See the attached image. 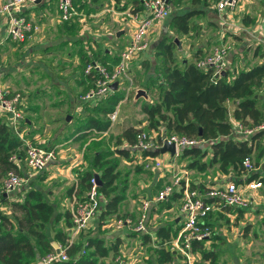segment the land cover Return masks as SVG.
<instances>
[{"label": "rangeland", "instance_id": "obj_1", "mask_svg": "<svg viewBox=\"0 0 264 264\" xmlns=\"http://www.w3.org/2000/svg\"><path fill=\"white\" fill-rule=\"evenodd\" d=\"M50 4V7L45 6L46 8L40 5V10L45 8L49 15L56 17L54 2ZM213 5L214 0H171L170 15L187 10H202L203 13L191 19L194 24L188 34L173 31L169 26V17L161 23V32L156 28V23L153 22L147 28L144 36L149 35L153 41L152 45L159 34V40L166 37L176 41L179 45L176 51L177 60L183 57L192 59L195 53L201 54L202 50H206L208 53L214 46L227 44L230 47L229 59L236 71L243 66L252 65L255 62L253 55L259 46V44L257 45L259 41H251L256 36L254 32L257 31L245 30L242 26L244 25L243 18L247 16L253 20L252 25L256 24L257 17L262 18L264 15V0H237L233 10H226L223 13L217 12ZM136 6L137 1L135 0H120V3L115 0H79L74 6L75 13L70 20L58 22L55 19V22L50 23L49 27L44 29L39 26L38 34L34 35L32 41L28 37L23 42H13L6 36L5 29H0L1 84L8 90L18 91L23 95L24 120H30V124L24 125L22 135L31 142L44 141L42 145L55 148L56 153L59 150L66 152L69 147H75L83 160L82 164L75 165L77 166L76 169L88 164L85 153H88L89 160L95 151L107 152L119 148L118 142L121 140L123 132L129 127L140 131H149L146 128L148 125L147 116L140 107L143 101L155 99V93L149 79L153 78L156 82V74L152 69H144L140 66V61H134L126 76L119 80V89L124 95V100L117 106L114 113L115 117L114 119L111 118L112 124L107 134L102 136L92 134L82 142H73L72 138L69 137V130L65 127L66 117L69 116V119L78 122L79 118L85 117L87 112L85 109H89L79 99L84 90L83 86L88 81L84 74L85 65L93 58L108 63L118 56L124 40H130L135 32L136 25L130 17L126 16V13ZM123 7L126 10H122ZM121 11L123 12L119 15ZM3 16L5 17L4 14ZM122 28L126 32L122 37L116 38L117 32ZM151 32L153 33L152 36L150 35ZM87 51L92 52L93 55H88ZM149 52L152 50L150 49ZM260 53L264 55L262 47L257 50L256 54ZM155 63L153 59L151 64L155 66ZM145 82H148L151 88L144 87ZM139 89L146 92V99L143 96L135 98ZM228 107H231V104H228ZM159 127L165 129V124H161ZM169 133L175 132L169 131ZM255 144L251 155L254 164L253 174L264 175V157L260 155L261 150L264 149V141L260 144L257 141ZM157 157L162 161L167 157L171 159L172 156L169 153H163ZM56 158H58V163L64 160L59 155ZM106 160L109 163L117 160V173L113 191L108 196L100 194L101 211H104L105 204L111 194L120 192L122 186H125L126 189L125 192L123 191V194H126V199L117 204L114 213L106 215L102 219H109V223L127 216L136 217L141 195L143 197L145 195L151 196L154 183L158 188L162 184L168 183L175 172L179 173L182 168L185 169V165L178 164V158L174 163V170L172 171L171 168L164 171L166 172L164 175L161 174L166 166L162 170L156 169L153 170L155 172H151L144 168L142 158L138 160L140 164L137 163V160L124 158L118 154L112 155ZM22 164L23 162L21 163L24 177L22 187L41 190L46 194L45 198L48 202L56 205L61 212H69L71 215L75 201L81 199L86 191L78 195L75 186L72 192L75 196L71 198L73 201L71 200V203L60 201L59 196L63 194L66 188L64 186H67L66 182L57 179L41 180V176L46 174V170L26 179L27 170ZM78 172H83V169ZM206 172L210 176L209 179L203 177L209 182L206 185L211 184L214 178H223L216 166ZM195 174L192 172L191 175L190 172L192 180L196 178ZM233 177L237 178L238 176H231V178ZM20 190L22 188H16L5 194L6 200L2 203L0 201L2 214L23 216L21 212L16 211L15 207H11L13 203L21 202L20 199L24 198ZM254 193L252 192L251 195L253 196ZM261 197V202L256 205L254 211L250 214L249 212L245 213L237 222H235V217H233V221L231 219L227 221L223 216H219L215 220L212 234L216 233L218 237L213 235L210 242L206 243V246L211 249H207L206 246L203 247V249L209 250L211 254L213 253L211 256H214L215 264H264V194ZM157 207L153 206L152 212L159 214L155 219L149 217L148 231H153L160 225L172 224L171 217L178 211L179 203L176 200L172 204V211L156 212ZM127 210L135 211L129 213ZM235 212L237 211L235 210ZM233 213L232 215H234ZM99 220L101 221V219ZM97 221L96 223L99 222ZM62 222L66 224L64 220H61L55 228L63 227ZM156 246L158 245L156 244ZM165 247L168 248V242L165 243ZM127 248H129L128 252L132 251L138 255L133 258L135 259L133 264H154V249H156L154 244L144 246L141 251L132 246ZM196 257L199 260V255H195ZM113 260V258L109 260L110 264H113ZM121 260V264H126L124 260L130 261L123 256H121ZM199 263L204 264L203 261H199Z\"/></svg>", "mask_w": 264, "mask_h": 264}, {"label": "trees", "instance_id": "obj_2", "mask_svg": "<svg viewBox=\"0 0 264 264\" xmlns=\"http://www.w3.org/2000/svg\"><path fill=\"white\" fill-rule=\"evenodd\" d=\"M47 1L42 2L46 3ZM72 1L75 6L79 0ZM115 1L120 3V0ZM139 10L140 7H135L132 12ZM202 13V10L175 13L169 16V26L177 33L188 34L194 24L191 19ZM243 21L246 26L253 22L247 16L243 18ZM178 47L176 41L163 37L154 46L152 59L147 57L141 61L140 66L144 69H152L156 74V82L153 78L149 79L155 99L143 101L140 107L147 116L148 125L146 128L149 131L158 130L161 128L159 127L161 124H165L167 132L174 131L203 140L201 144L181 149L178 161L186 160V169L202 173L216 166L222 174L239 176L243 158L252 155L256 145L254 142L256 138L264 136V131L256 132L248 137H239L234 134L229 120L228 104H231L232 117L244 125L253 127L264 120V100L258 94L264 80V61L251 67L243 66L237 71L235 68L231 69L227 64L223 72L213 75L212 68L201 69L196 66V60L204 56L203 51L201 52L203 55L195 53L192 59L183 57L177 60ZM261 47L262 45L257 47L255 57L256 55L264 56L263 53L256 54ZM153 59L156 62L155 66L151 64ZM227 59H229L228 56ZM117 60L116 56L111 64ZM87 80L82 93L91 86V80ZM150 84L145 82L144 87L151 88ZM123 99L124 95L118 89L94 105L80 101L89 109H85L87 112L83 119L79 118L78 122H74L72 139L82 141L94 134V131L109 130L112 124L110 116L114 114ZM6 120V117L0 115L1 203L6 200V195L1 191L2 178L10 170L22 171L21 164L14 162L10 157L12 155H16L20 159L24 157L23 138L6 123ZM25 124L26 122L23 121V124L19 126V131L23 130ZM139 131L133 127L126 129L118 142L119 148H116L115 151H95L89 160L88 153H85L89 165L88 169H85L80 176L77 186L78 195L87 191L89 180L95 173L100 178V184L97 187L98 194L108 196L113 191L117 160L109 163L106 159L115 153L126 157L130 151L121 148V145L126 141L133 142ZM143 153L150 156L157 155L155 151ZM260 155L264 157V149L261 150ZM44 178L45 175L41 176V180ZM253 179L264 181V175L252 173L247 177V180ZM73 189L74 186L69 189V193H72ZM124 189L125 186H122L120 192L109 196L104 211L100 209L102 205L100 200L97 214L99 219L102 220L104 216L115 212L117 204L124 198ZM20 191L24 198L20 199L21 202L13 203L11 207H15L16 211L21 212L23 216L18 214L8 216L0 212V264H42L41 259L55 250L53 243L66 246L68 259L56 260L51 264H105L99 259L108 256L111 249L104 246V241L101 238L90 237L85 244L73 241L69 245V232L67 234L62 228H55L61 220H64L69 228L71 227L69 212H61L56 205L48 202L45 198L46 194L37 188L22 187ZM178 197L177 194H173L170 200L156 203L159 206V211L169 209L171 201ZM156 204L151 205L148 219ZM226 209L228 208L226 207ZM238 211V217H241L246 210L242 208ZM173 224L175 225L174 221L172 225L156 229V237L160 243L169 240L172 233L178 232L180 227L172 229ZM51 232L53 233L51 234ZM204 242L205 240L192 242L191 252L200 255V259L196 260V257L193 264H201L199 263L201 259L202 261L207 260V263L204 264H215L214 256H211L213 253L203 249ZM156 256L158 264H166L174 258L173 252L165 248L156 250Z\"/></svg>", "mask_w": 264, "mask_h": 264}, {"label": "built area", "instance_id": "obj_3", "mask_svg": "<svg viewBox=\"0 0 264 264\" xmlns=\"http://www.w3.org/2000/svg\"><path fill=\"white\" fill-rule=\"evenodd\" d=\"M37 0H6L0 4V14L5 15L6 36L13 42H23L31 34L38 31V26L33 24L22 14L19 9L22 6L34 4ZM45 0H40V2ZM237 0H216V9L221 12L226 9L235 8ZM143 12H130L126 16L130 17L135 25V32L131 39L123 46L118 54V60L110 65L91 60L84 67V74L91 80V86L86 92L80 94L81 102H89L94 105L109 96L114 90L111 89L113 82L126 76L132 63L141 60L140 55H145L148 50V42L145 41L144 34L149 26L155 22L159 24L170 16L169 0H140ZM57 10L61 21H68L75 13L72 0H57ZM261 45L264 46V34H261ZM229 45L221 44L204 56L196 60V66L201 69L212 68L213 75H219L225 70L228 64ZM1 70V60H0ZM2 74L0 71V115L7 118L9 124L18 135L23 138L24 157L20 159L16 155L10 157L14 162L21 164L22 160L27 170L26 179L34 174L45 170L49 163L56 157L55 148H48L40 143H34L23 137V131H19V126L24 121L22 110L23 96L18 91H11L1 84ZM264 91V80L261 86ZM230 108V107H229ZM232 111V110H231ZM229 109V120L232 124L233 133L241 136H251L259 131H264V120L259 124L250 127L240 121H236ZM115 113V112H114ZM115 114L110 118L114 119ZM111 119V120H112ZM94 134L104 135L106 130L94 131ZM174 144V158H178L181 149L190 148L201 144L203 140L197 137H190L185 134L169 133L164 128L151 131H139L133 142H123L121 148L129 149L131 153L155 151L161 148L164 143ZM143 166L146 170H156L162 168L160 160L154 156L146 155ZM22 170V168H21ZM254 171V164L250 156L243 158L241 162V176L226 180L216 184H196L190 177V172L182 168L179 173H174L168 183H164L157 190L152 199H144L139 206L138 216L135 221L131 218H119L115 222L117 229L129 227L136 233H144L147 230L148 212L151 205L166 201L173 194L181 197L179 211L181 214V227L171 243V250L177 251L184 257V264H192L194 255L191 252V245L194 241L209 239L212 230L205 221L208 214L220 211L224 208H247L252 203V192L264 188V181L253 179L247 180ZM231 178V177H229ZM23 173L10 170L1 180V191L4 194L12 192L16 188L23 186ZM98 184L95 176L89 180V185L85 196L76 200L71 213V227L69 228V245L81 231L90 227L91 221L97 216L100 205V195L98 194ZM251 191L250 193H248ZM59 252L53 250L42 259V264H51L56 260H67L66 246L58 248ZM118 264L122 263L121 258H117Z\"/></svg>", "mask_w": 264, "mask_h": 264}, {"label": "crops", "instance_id": "obj_4", "mask_svg": "<svg viewBox=\"0 0 264 264\" xmlns=\"http://www.w3.org/2000/svg\"><path fill=\"white\" fill-rule=\"evenodd\" d=\"M6 0H0V4L1 3H3V2H5ZM137 1V6L136 7H140V10L139 11H136V12H140V13H142L143 12V7L141 6V3H140V0H136ZM44 2V1H43ZM43 2H40V3H34V4H30V5H25V6H22L21 8H20V12L21 13H23V14H25L26 16H27V18H28V20H30L33 24H36L37 26H38V28H39V26H40V28H42V29H44V28H48L49 27V25H50V23H53V22H55V19H56V21H58V22H62L61 20H59V18H58V11H57V6H56V4H55V2L57 3V0H48L46 3H43ZM51 2H54V5H55V12H56V17L55 16H53L52 17V15H49V13L47 12V10L45 9L46 7H50V3ZM43 3V4H42ZM215 4H216V0H214V9L217 11V12H219L217 9H216V6H215ZM40 5H43L42 7H45L44 8V10H40L41 8L39 7ZM133 8H135V7H133ZM133 8L130 10V12H132V10H133ZM234 9V8H233ZM233 9H226V10H228V11H231V10H233ZM124 10V9H123ZM126 10V9H125ZM226 10H223V11H221L222 13L223 12H225ZM129 11V10H128ZM123 11H121L120 13H119V15L122 13ZM51 14H53L52 12H51ZM263 17L262 18H260V17H257V23L256 24H253L252 25V23L250 24V25H242L243 23H244V21H243V23L241 24L242 26H243V28L245 29V30H251L252 29V31H257V32H254V35H256L255 37H254V39L253 40H251V41H256V40H258L259 42H257V45L259 44V45H261V43H260V39H261V34H264V15H262ZM58 18V19H57ZM119 19V18H118ZM40 21V22H39ZM40 23H42V24H40ZM161 23H163V22H161ZM161 23H159V24H156V28H158L159 30H160V32L162 31V24ZM59 25V24H58ZM57 25V26H58ZM1 28H4L5 29V32H6V23H5V17L3 16V15H1L0 14V29ZM38 31H39V29H38ZM37 31V32H38ZM119 31H123V33H121L119 36H116V38H120V37H122L123 36V34L126 32V30H124L123 28L121 29V30H119ZM118 31V32H119ZM37 32H34L33 34H31L30 36H29V38L31 39V41L34 39V35H36V34H38ZM58 32V31H57ZM152 32L150 33V35L152 36ZM160 35V34H159ZM159 35L157 36V38H156V41H155V43L152 45V43H153V41H151V39H150V37H149V35H147L146 37H145V41L146 42H148V50L150 51V49L152 50V52H153V48H154V46L156 45V43L159 41ZM33 38V39H32ZM246 39H247V37H246ZM129 41V40H128ZM128 41H126V40H124V43H123V45L121 46V49L123 48V46L128 42ZM152 46V47H151ZM262 48L264 49V46L262 45ZM147 50V52H146V54L145 55H140V57H142L141 58V60H137V61H140V63L139 64H141V61L143 60V59H145V58H147V57H151V55H152V52H149ZM203 52H204V55L206 54V50H202ZM83 53V52H82ZM87 53H88V55H90V56H92L93 55V53L92 52H90V51H87ZM201 55H203V53L201 54ZM187 58V57H186ZM228 58H229V54H228ZM190 59V58H189ZM253 59H254V63L252 64V65H250V66H247V67H251V66H253L254 64H256V63H260V62H262V61H264V56L263 57H259V56H257L256 55V57L253 55ZM92 60H95V61H98V62H101V61H99L98 59H92ZM101 63H103V62H101ZM103 64H107V65H110L111 64V62H106L105 61V63H103ZM228 64H229V66L231 67V69H234V67L232 66V63H231V60L230 59H228ZM131 68H132V66H131ZM130 68V69H131ZM129 69V70H130ZM88 78V77H87ZM89 79V78H88ZM82 83V82H81ZM263 84V83H262ZM120 85V84H119ZM85 87V84H84V86H83V88ZM120 87L117 85V90L119 89ZM120 90V89H119ZM116 91V90H115ZM258 94H259V96H260V98L262 99V100H264V91L261 89V87H260V89L258 90ZM146 99V98H145ZM124 100V99H123ZM121 103V102H120ZM67 115H69V114H67ZM67 118V117H66ZM25 122H26V125L27 124H30V120H27V119H25L24 120ZM74 122H75V120H73V119H69V120H66V122H65V127L69 130V137H71L72 138V136H71V133H72V131H73V128H74ZM109 130H106V134H107V132H108ZM105 135V134H104ZM72 141L73 142H82V141H84V140H82V141H74L73 139H72ZM257 141H259V144L260 143H262L263 141H264V136H260V137H258V138H256V140H255V142L254 143H256ZM42 142H44V141H42ZM42 142H37V143H40V144H42ZM54 142H56V140H54ZM127 142V141H126ZM35 143V142H34ZM48 148H51V147H48ZM70 153V154H69ZM157 153V152H156ZM69 154V155H68ZM116 154V153H115ZM114 154V155H115ZM58 155H59V157H61V158H63L64 160L63 161H59V163H58V158H56V157H58ZM74 155V156H73ZM157 155H159V153H157ZM157 155H154V157H156V159H158V160H160L158 157H157ZM170 155V154H169ZM80 156V152H78L77 151V149L75 148V147H69V149L66 151V152H64L63 150H59V152L58 153H56V157H55V159L53 160V161H51L50 163H49V165H48V167L45 169L47 172H46V174H45V178H44V180L45 181H47V180H49V179H57L58 181H61V182H66L67 183V186L65 185L64 187H66L65 189H64V192H63V194H60V196H59V199H60V201H68V203H71V198L73 197V196H75V194H73V193H69V189L72 187V186H78V182H79V180H80V175H81V173H83L84 172V170L85 169H88V164H86V166H83V167H80V168H77L76 169V167L77 166H75V165H77V164H82V162H83V160H82V158H81V156H80V159H78V157ZM146 155H144V153L143 152H136V153H131V152H129L128 153V155L126 156V157H128L129 159H131V160H139L140 158H142L143 159V162H144V158L143 157H145ZM171 156V155H170ZM251 157V156H250ZM125 158V157H124ZM84 159V158H83ZM161 161V160H160ZM164 161V162H163ZM21 162H23V160L21 161ZM142 162V163H143ZM62 163V164H61ZM138 164H140V162L138 161L137 162ZM161 163H162V168H160L159 170H162L163 169V167L164 166H166V168H165V170H163V173L161 174V175H164V173H166V172H164V171H167V170H170L171 168H172V171L174 170V163H176V158H174L173 156L171 157V159L169 158V157H167V158H165L164 160H162L161 161ZM185 160L184 161H179L178 162V164L179 165H185ZM23 164H24V162H23ZM22 164V165H23ZM24 167H25V164H24ZM185 167V166H184ZM24 169H26V167L24 168ZM83 169V172H78V171H80V170H82ZM148 171H150V170H148ZM190 172H191V175H192V172L193 173H196L195 175H196V178H194L193 179V182L194 183H196V184H198V183H200V184H207V183H209L206 179L208 178H210V176L207 174V172L205 171V172H202V173H200V172H196V171H194V170H189ZM152 172V171H151ZM153 172H155V171H153ZM95 174H97V173H95ZM35 175V174H34ZM205 176V178L206 179H203V177ZM221 176H223V178L221 179V178H219V179H216V178H214L213 179V182L211 183V184H216V183H220V182H225L226 180H229V179H233V178H235V177H233V178H229V177H231L232 175L231 174H228V175H225V174H222ZM234 176V175H233ZM241 175H239L238 177H240ZM211 182V181H210ZM58 183V182H57ZM153 188H154V190H153V193H152V195L151 196H148V195H145L144 197H143V195H141L140 196V198H139V200H140V203L144 200V199H149L150 197H151V199L155 196V194H156V192H157V190L160 188V186L157 188L156 187V183H154V186H153ZM74 190V189H73ZM125 190L126 189H124V192H125ZM260 191V192H259ZM262 194H264V188H262V189H260V190H257L255 193H254V195L252 196V203L250 204V206L249 207H247V208H244L246 211L245 212H243V215L245 214V213H247V212H249V214L251 213V212H253L254 211V209H255V207H256V205H258V203L259 202H261V199H262V197H261V195ZM178 195V194H177ZM85 196V194L82 196V197H84ZM179 196V195H178ZM171 197V196H170ZM170 197H169V199L168 200H170ZM126 199V194L124 193V198H123V200L122 201H124ZM168 200H166V201H168ZM177 200V202L179 203V207H180V203H181V197L179 196L178 198H175L173 201H171V206H172V204L175 202ZM73 201V200H72ZM121 201V202H122ZM62 204H64V202H61ZM156 204V203H155ZM139 206H140V204H139ZM139 206L137 207V210H138V212H139ZM156 206H158V204H156L155 205V208H156ZM72 209V208H71ZM230 209H232V210H230ZM239 209H242V208H228V209H226V208H224V209H222V210H220V211H214V212H211V213H209L208 214V216H207V218H206V222H207V224H209L210 225V227H211V230H212V227L214 226V222H215V220L219 217V216H223V217H225V220H229V219H233V217H235V222H237L239 219H240V217H238V210ZM157 210H159V206L157 207ZM156 210V212H161V211H157ZM172 211V207H170L169 209H163V211ZM235 210L237 211V212H235ZM129 213H133L135 210H127ZM234 212V213H233ZM154 212H152L151 211V215L152 216H150V218L151 217H153V219H155L157 216H158V214L159 213H154ZM232 213L234 214V215H232ZM131 215H133V214H131ZM134 215H135V213H134ZM242 215V216H243ZM137 216H138V213H137V215H136V217H132V216H127V217H125V218H131L132 219V221H135L136 220V218H137ZM241 216V217H242ZM99 222H98V221ZM149 220V219H148ZM171 220L172 221H174L175 222V225H173L172 226V229H175L176 228V226H179V227H181V221H182V218H181V214H180V211H179V208H178V211L175 213V215L173 216V217H171ZM96 221L98 222V223H96ZM103 221V222H102ZM233 221V220H232ZM110 222V220L109 219H104V220H99V218H98V216H96L92 221H91V224H90V227L87 229V230H84L83 232H81L79 235H77L76 237H75V239L73 240L74 242H79L80 244H85V243H87L86 241L90 238V237H99V238H101L103 241H104V246H106L107 248H110L111 249V251L109 252V254H108V256H106V257H102V258H100L99 260L100 261H102V262H104L105 264H110V262H109V260H111V258H113L114 260H115V262H116V259L117 258H121V256H123V257H126V258H128V260H130L129 262L127 261V260H124V262L126 263V264H133V263H135L134 262V260L135 259H133L135 256H138V255H135V253L134 252H128L127 250H129V248H127V247H129V246H132V247H134L135 249H138V250H142V248L144 247V246H146V245H149V244H154V246L156 247V249H154V251H155V253H154V264H158L157 263V256H156V250H158V249H160V248H165L166 250H170V251H172L173 252V254H174V258H173V260L172 261H170V262H168V263H166V264H184V257H182V255L180 254V253H178L177 251H174V250H171L170 248H171V243L174 241V239L176 238V236H177V234H178V232H179V229H178V232L176 233V234H171L170 235V238H169V240H165V241H163L162 243H160V240L159 239H157V237H156V233H155V231H156V229L155 230H153V231H148V230H146V232H144V233H136V232H134V231H132L129 227H125L124 226V228H122V229H117L116 227H115V222H113V223H109ZM151 222V221H150ZM64 222H62V224H63ZM102 223V224H101ZM148 223V222H147ZM170 224V223H169ZM168 224V225H169ZM64 226L63 227H61L67 234H68V232H69V226H67L66 224H63ZM101 225V226H100ZM170 225H172V224H170ZM161 226H164V225H160L159 227H161ZM158 227V228H159ZM214 235H215V237H218V235L216 234V233H214ZM145 236H148V237H145ZM212 238V236L209 238V239H206L205 240V242L203 243V247L204 246H206L209 242H210V239ZM168 242V248L167 247H165V243H167ZM207 243V244H206ZM72 244V243H71ZM156 244L158 245V246H156ZM57 247L59 248V247H61V245H57ZM207 247V249H211V248H209V246H206ZM56 250V249H55ZM112 254H113V256H112ZM137 254V253H136ZM193 255H194V259H196L195 258V255H199L198 253H193ZM182 257V258H181ZM199 257H200V255H199ZM200 259V258H199ZM114 260H113V264H114ZM196 260H198V258L196 259ZM195 260V261H196ZM200 261H202V259L200 260ZM194 262V261H193ZM203 263H207V260H203ZM115 264H118L117 262L115 263ZM193 264V263H192Z\"/></svg>", "mask_w": 264, "mask_h": 264}, {"label": "water", "instance_id": "obj_5", "mask_svg": "<svg viewBox=\"0 0 264 264\" xmlns=\"http://www.w3.org/2000/svg\"><path fill=\"white\" fill-rule=\"evenodd\" d=\"M40 0H37L36 3H39ZM121 33H123V31H119L117 32L116 36H119ZM117 85H118V82H113L111 84V89L112 90H117ZM140 96H143L144 98L147 97V94L144 90L142 89H139L137 90L136 92V96L135 98H139ZM66 120H69V116L66 118ZM199 136H200V133H199ZM155 152L159 153V154H163V153H169L171 156H174L175 154V146L174 144H168L167 142L164 143V145L161 147V148H158L157 150H155ZM96 180H97V184L99 185L100 184V178H99V175L98 174H94ZM55 249H56V252H59V249L56 245V243H53Z\"/></svg>", "mask_w": 264, "mask_h": 264}]
</instances>
